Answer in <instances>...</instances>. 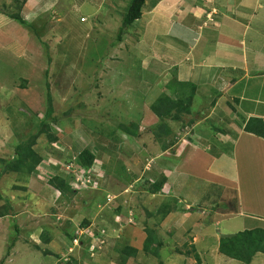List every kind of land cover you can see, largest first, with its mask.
<instances>
[{
	"label": "rangeland",
	"instance_id": "1",
	"mask_svg": "<svg viewBox=\"0 0 264 264\" xmlns=\"http://www.w3.org/2000/svg\"><path fill=\"white\" fill-rule=\"evenodd\" d=\"M131 1L0 0L6 13L19 11L35 30L0 15V174L1 161L15 159L16 147L46 118L50 95L54 115L45 131L56 138L36 140L43 162L32 175L0 177V195L8 200H0V264H120L126 247L138 251L127 264H197L194 254L186 255L193 249L202 264H245L221 255L220 240L250 229L252 221L230 219L237 186L206 169L219 141L212 109L232 67L208 78L181 56L195 37L191 28L198 44L217 43L220 35L204 33V23L206 32L216 14L227 18L232 8L239 17L250 5L236 0L229 10L219 0H172V13L156 9L166 0H148L141 21L118 45ZM152 12L157 26L165 15L172 18L174 44L151 24ZM193 16L200 21L189 28ZM161 36L164 45L154 46ZM162 95L181 106L163 121L151 111ZM186 106L189 116L179 115ZM132 123L135 139L124 133ZM86 149L95 154L91 168L78 159ZM56 179L67 185L63 192L52 185ZM158 182L162 192L153 194ZM154 237L163 244L160 258L144 251ZM251 264H264V255Z\"/></svg>",
	"mask_w": 264,
	"mask_h": 264
},
{
	"label": "crops",
	"instance_id": "2",
	"mask_svg": "<svg viewBox=\"0 0 264 264\" xmlns=\"http://www.w3.org/2000/svg\"><path fill=\"white\" fill-rule=\"evenodd\" d=\"M219 1L227 3L229 10L236 2V0ZM239 1L242 3L245 0H238V4ZM246 1L250 8L242 6L239 10V17L232 14L231 8L227 18L224 14V18L219 19L217 14L215 15L214 9L213 14L208 13V15H211V18L215 15L212 20L215 26H211L205 32L204 27L208 25L209 21L207 18L204 19L208 21V23H204V27L200 22L199 29L203 27L204 33L216 31V34L220 35L217 43H214L215 41L212 39L210 41H201L200 39L201 43L198 44V33L194 28H191V25L199 18L193 16L189 28L194 31L195 37L190 45L183 50V56H181L182 64L186 62L189 67L196 68V72L201 73L202 76L204 72L208 78L218 77L225 68L232 67L231 71L227 72L230 81L218 90L216 98L219 97V100H215L217 103L213 102V116L211 117H215L211 121L214 122L213 128L218 133L219 141L216 142V136L207 130L208 136L212 137L211 140L215 141L217 147L212 153L210 169H206L213 172L212 176L227 174L237 186L238 206L235 207L233 213H230L232 215L230 219L251 220L253 227L250 229L244 227L243 232L255 229L264 230V139L244 131L251 118L264 120V22H262L264 20V0ZM166 2L159 3L157 11L172 10L173 13L177 2L172 3V0H166ZM200 5H195L194 9ZM194 9L191 10V13L194 12ZM152 13L151 24L153 25L157 13ZM185 15L186 13L181 12L180 23L184 28L186 26ZM165 17L167 20H161L163 25L157 26L156 23L155 29L163 31V36L170 41V46V44H174V38L171 36L173 23L171 22L172 18H168L167 15ZM152 30L150 25V31ZM186 32L191 31L186 30ZM163 36L160 40H156L154 46L164 45ZM195 41L196 44H194ZM222 42L227 45V49H224ZM230 59H233L232 64L228 62ZM191 70L194 71V69ZM227 98L231 99L232 104L227 102ZM226 106L229 114H224ZM216 123H220L224 129L218 128ZM202 146L204 150H207L206 145Z\"/></svg>",
	"mask_w": 264,
	"mask_h": 264
},
{
	"label": "trees",
	"instance_id": "3",
	"mask_svg": "<svg viewBox=\"0 0 264 264\" xmlns=\"http://www.w3.org/2000/svg\"><path fill=\"white\" fill-rule=\"evenodd\" d=\"M147 1L148 0L131 1L128 11L124 16L122 27L119 31L118 42H117L118 45L124 41L126 35L129 33L130 30L134 28L135 24L141 21L143 17V10ZM18 12L16 11V13L14 14L12 13L9 14L6 13L4 9L0 7V15L7 17L8 21L12 23H18L23 26H27L29 28L30 26L26 23V21L22 18V16ZM31 29L35 31L33 28ZM176 82L178 83L177 80ZM194 96H195L194 94L190 96L191 100L194 99ZM48 99H49L48 100L49 109L46 118L36 130V133L32 135L27 140L26 143H22L16 147L15 159L11 161H4V160L1 161L3 163V170L2 173L0 174V177L4 176L6 173L32 175L37 169V167L43 162L42 156L33 149L38 137L40 135H46V140L48 142L50 143L56 142V138L52 136L48 131H45V129L48 128L49 121L53 119V115H54L53 98L50 95ZM180 108L181 106L176 102V100L167 97L166 95H162L157 99V101L154 104H152L151 111L155 116H157L163 121L172 118L174 112L176 110H179ZM182 110H185V113L184 114L181 113L180 110L178 112L179 115L181 114L185 117L187 115L189 116L190 108H188V106H186L184 109L182 108ZM244 131L258 138L264 139V120L258 118H251L247 122ZM167 132L168 130H163L161 136L165 137L167 135ZM124 133L132 139L138 138L139 137L138 125L136 123H132L130 128L124 129ZM78 159L82 165L86 166L87 168H91L95 160V154L91 152V150L86 149L80 154ZM51 183L56 187V189H58V191L61 192H63L67 186L65 182L59 179H56ZM163 187H164V182L155 183L153 186L152 193L153 194L161 193ZM0 200L8 202V200L6 198H3L1 195H0ZM13 210L14 209L12 207H9L10 212ZM192 212L193 211H191L190 213ZM150 240L151 242H147L149 243V245L147 244L144 247V251L147 253H152L157 258H160L159 251L161 248H163V244L159 242L155 237ZM154 242L157 244V249L155 250L151 248L152 243ZM219 252L221 255L231 260H236L238 262L245 264H251L255 257H257L258 255H264V230L262 229L246 230L244 232H240L231 236L222 237L220 240ZM193 254H194V259L197 261V264H202L201 258L196 253L195 249H193L191 253L189 252L186 255L193 256ZM137 255H138V251L136 249L126 247L121 251L120 257L122 259V262L120 264H127L130 259H134Z\"/></svg>",
	"mask_w": 264,
	"mask_h": 264
},
{
	"label": "built area",
	"instance_id": "4",
	"mask_svg": "<svg viewBox=\"0 0 264 264\" xmlns=\"http://www.w3.org/2000/svg\"><path fill=\"white\" fill-rule=\"evenodd\" d=\"M83 21H85V20H83Z\"/></svg>",
	"mask_w": 264,
	"mask_h": 264
},
{
	"label": "clouds",
	"instance_id": "5",
	"mask_svg": "<svg viewBox=\"0 0 264 264\" xmlns=\"http://www.w3.org/2000/svg\"><path fill=\"white\" fill-rule=\"evenodd\" d=\"M23 26V25H22Z\"/></svg>",
	"mask_w": 264,
	"mask_h": 264
}]
</instances>
